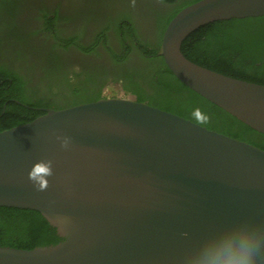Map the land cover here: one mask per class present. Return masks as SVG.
<instances>
[{"label": "water", "instance_id": "obj_1", "mask_svg": "<svg viewBox=\"0 0 264 264\" xmlns=\"http://www.w3.org/2000/svg\"><path fill=\"white\" fill-rule=\"evenodd\" d=\"M262 15L264 0H197L170 19L158 54L181 83L264 134V85L180 50L202 25ZM42 160L53 174L37 191L28 173ZM0 206L38 211L62 238L0 246V264H206L246 242L264 264V150L131 96L46 109L0 131Z\"/></svg>", "mask_w": 264, "mask_h": 264}, {"label": "trees", "instance_id": "obj_2", "mask_svg": "<svg viewBox=\"0 0 264 264\" xmlns=\"http://www.w3.org/2000/svg\"><path fill=\"white\" fill-rule=\"evenodd\" d=\"M162 1L173 7L159 13L160 10L150 6V0H135L134 4L133 0H68L69 13L59 15L58 7H46L42 0H0V131L29 122L45 112L31 108L43 105L44 100L35 97L43 91L32 89L28 96L24 90L28 82L26 74L34 64L29 61L31 57L42 67L65 70L70 66L66 54L73 48L81 57L92 59L81 62L85 70L80 74L85 77L72 85L70 94H64L65 106L61 108L106 98L101 95V87L111 79L120 82L124 92L138 102L264 150V134L185 86L168 69L158 54L163 31L179 10L197 0ZM129 5L139 7L137 13L124 7ZM77 18L79 27H59ZM144 19H154L155 26L149 35L137 30L138 22L144 23ZM86 23L93 28L83 44L86 28L82 26ZM108 31L119 50L110 45ZM42 32L52 38L53 44L48 49H44V42L37 44L33 40ZM180 50L188 60L202 67L264 85V15L202 25L183 39ZM102 56L113 65L106 76H101L102 68L93 61ZM194 109L208 117L206 124L197 122ZM61 240L38 211L0 206V246L32 249L55 245Z\"/></svg>", "mask_w": 264, "mask_h": 264}, {"label": "flooded vegetation", "instance_id": "obj_3", "mask_svg": "<svg viewBox=\"0 0 264 264\" xmlns=\"http://www.w3.org/2000/svg\"><path fill=\"white\" fill-rule=\"evenodd\" d=\"M42 1H43L42 2L43 5H45L46 7L47 6L50 8L58 7L59 15H66L67 13H69V10L67 8L68 0H42ZM188 1H192V0H188ZM140 4L142 3L139 2L138 6H140ZM150 6H152L154 10H157V11L160 10L159 13H164L166 10L173 7L170 4L164 3L162 0H150ZM124 7L129 8L131 13L132 12L137 13V10L139 8V7L135 8L134 5H129V7L124 6ZM115 9L121 10L123 8L122 7L120 8V6H115ZM31 15H34V14L31 13ZM139 20L140 19H138V21ZM143 22L144 23L138 22L137 30L140 34L143 33L144 35L145 34L149 35V32L153 30L155 26L154 19H150V20L144 19ZM33 23L36 24V21H33ZM79 24H80V19L77 18L75 20L67 22V24L66 23L59 24V27H71L72 29L73 27H76L77 25L79 27ZM82 27L86 28L85 36L82 39V43L84 44L87 41V37L89 36L93 26L91 23H86ZM107 35L109 36L110 45L113 46V48L119 50V47L116 41L114 40V37L112 36V32L108 31ZM33 40H35V43L37 44H42V42H44L42 44L44 46V49H48L53 44L52 38H50L49 35L43 32L41 34L40 33L36 34ZM135 43L136 42H134V44ZM68 52L69 53L66 54V56L68 55V58L65 57V59L67 60V63L70 66L66 68L65 70L55 69V68H51L48 66L42 67L40 66V62L37 60H34V58L32 57H31V60H29L30 62L34 64L33 66L30 67L29 71L26 74L28 82L24 85L25 93L28 96H30L32 89H36V88H38V90L41 89L40 91H43V92H38L35 97L44 100L43 105H40L38 107H31L34 110L45 111L46 109H57V108H61L65 106L64 105V94H70L72 87H73L72 85L73 84L77 85L78 82L84 79L85 75L80 74V73H83L82 72L83 70H85L81 62L86 61V59H90V58L92 59V57L85 56V55L81 57V55L79 53H76L73 48H71ZM88 61H91V60H88ZM93 61L95 63L97 62L99 67L102 68L101 76L102 74L106 76L105 73L112 72L113 65L110 63V61H107V59H105V56L104 57L102 56L100 59H93ZM97 77L99 78V76ZM110 83L118 84L121 86L120 82H113L110 79L107 82H105V84L102 87L100 86L101 95H103V90L105 86ZM129 96L134 97L133 95H129ZM12 100L19 104H22L16 99H12ZM4 107H5V104L3 105L2 111H4Z\"/></svg>", "mask_w": 264, "mask_h": 264}, {"label": "clouds", "instance_id": "obj_4", "mask_svg": "<svg viewBox=\"0 0 264 264\" xmlns=\"http://www.w3.org/2000/svg\"><path fill=\"white\" fill-rule=\"evenodd\" d=\"M135 0H133L134 4ZM193 115L197 122L206 124L208 117L199 109H194ZM62 148H67L69 141L67 138L61 139ZM52 161L42 160L35 162L29 173L28 179L33 183L37 191H43L48 187L47 177L52 176ZM260 245L254 242H246L239 247H228L212 252L206 261V264H258V257L260 256Z\"/></svg>", "mask_w": 264, "mask_h": 264}, {"label": "rangeland", "instance_id": "obj_5", "mask_svg": "<svg viewBox=\"0 0 264 264\" xmlns=\"http://www.w3.org/2000/svg\"><path fill=\"white\" fill-rule=\"evenodd\" d=\"M103 95L106 97H128L121 86L118 84H107L103 90Z\"/></svg>", "mask_w": 264, "mask_h": 264}]
</instances>
